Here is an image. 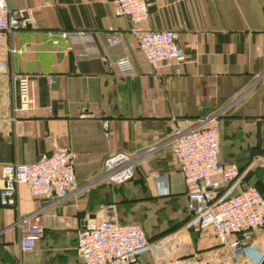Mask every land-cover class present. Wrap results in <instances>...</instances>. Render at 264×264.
<instances>
[{
    "label": "crops",
    "instance_id": "1",
    "mask_svg": "<svg viewBox=\"0 0 264 264\" xmlns=\"http://www.w3.org/2000/svg\"><path fill=\"white\" fill-rule=\"evenodd\" d=\"M6 2L11 11H25L30 23L6 34L0 44V163H32L44 153L69 150L78 186L99 174L115 152L135 156L136 163L133 178L123 184H91L58 201L33 197L18 184L15 205H0V264H83L75 251L77 230L91 214L98 219L106 206L119 221L142 226L133 212L145 192L183 199L179 209L187 214L186 185L164 141L217 111L223 110L220 160L246 165L245 183L264 196V164H251L256 157L264 159V0H148V18L140 28L172 31L185 55L179 66L146 62L131 24L114 13L112 0ZM110 28L122 41L111 47L105 40ZM49 30L91 33L112 60L129 57L132 72L83 55L81 45L68 52L52 46ZM22 77L29 100L25 108ZM154 172L160 179L151 180ZM34 211L43 234L31 252L20 253L13 223ZM190 224L168 234L176 233L190 251L200 249L210 260L225 258L216 244L201 249L210 231H195ZM263 255L264 233L254 230L241 258L250 264ZM138 262L153 264L151 252H143Z\"/></svg>",
    "mask_w": 264,
    "mask_h": 264
},
{
    "label": "built area",
    "instance_id": "2",
    "mask_svg": "<svg viewBox=\"0 0 264 264\" xmlns=\"http://www.w3.org/2000/svg\"><path fill=\"white\" fill-rule=\"evenodd\" d=\"M112 3L114 13L131 24V33L146 62L179 66L185 61L172 31L140 28L148 18V0H112ZM24 13L11 11L6 0H0V44L6 34L30 23V17ZM46 35L54 47L62 45L68 52L73 46L81 45L83 55L97 56L105 64L114 63L121 73L132 72L129 57L112 60L107 53L100 52L93 35L85 30H49ZM105 40L109 47L122 42L111 28ZM175 72L178 74L179 70ZM49 81L52 83L53 77ZM26 83L25 77L20 78L22 108L29 102ZM222 112L176 129L164 144L170 148L186 185L187 209L193 216L190 226L198 232L210 231L200 248L216 244L224 250L225 258L210 260L201 256L200 249L190 251L176 233L149 242L140 225L120 222L114 214H109L112 207L106 206L92 227L87 223L77 230L75 251L83 264H139L138 259L145 251L151 252L153 264H245L242 250L249 245L254 230L264 233V196L255 186L245 183L244 174L236 165L220 160L217 120ZM102 125L106 129L108 121L103 120ZM74 159L71 151L58 150L44 153L32 163H0V205H15L18 184H25L33 197L51 201L95 183L121 184L133 177L136 163L135 156L115 152L105 159L99 174L78 186ZM251 164L263 165L264 159L256 157ZM153 178L158 180L160 176L155 173ZM161 193H167L164 187ZM13 226L18 231L19 252H31L43 234L39 211L20 216Z\"/></svg>",
    "mask_w": 264,
    "mask_h": 264
},
{
    "label": "rangeland",
    "instance_id": "3",
    "mask_svg": "<svg viewBox=\"0 0 264 264\" xmlns=\"http://www.w3.org/2000/svg\"><path fill=\"white\" fill-rule=\"evenodd\" d=\"M155 173L158 174L157 172L152 173L151 180H154L153 174ZM146 193L147 192L143 194V199H141L140 202L134 204L137 207L136 211L133 212V215H135L134 221H137L142 225L149 237L167 234L172 228L186 222L188 217L184 207L182 210L179 209V205L183 199L168 197V195L151 196ZM188 222L189 223L187 224H190L191 220ZM254 256L255 254L253 253L252 259ZM253 260L250 259L249 263L256 264L260 259L257 258L255 262Z\"/></svg>",
    "mask_w": 264,
    "mask_h": 264
},
{
    "label": "trees",
    "instance_id": "4",
    "mask_svg": "<svg viewBox=\"0 0 264 264\" xmlns=\"http://www.w3.org/2000/svg\"><path fill=\"white\" fill-rule=\"evenodd\" d=\"M252 163V162H251ZM235 165V164H234ZM236 167L238 168V170L240 171V172H242V170L244 169V168H246V165L242 168V167H239V166H237L236 165ZM256 168H258V166H255ZM254 167V168H255ZM250 169L249 170V172H251V173H253L254 172V170L256 169ZM133 178V177H132ZM132 178H130L129 180H131ZM128 180V181H129ZM244 180H245V176H244ZM127 182V181H126ZM125 183V182H124ZM121 184H123V183H121ZM115 185H120V184H115ZM187 220H186V222H184V224H187V223H189L188 221H190L191 220V222H192V220H193V216L189 213V211H187ZM120 222H122V221H120ZM123 223V222H122ZM183 224V223H182ZM180 226V225H179ZM179 226H177V227H179ZM142 227V226H141ZM177 227H175V228H172L171 230H169L168 231V233H170V232H172V231H174V230H176L177 229ZM142 229H143V231H144V228L142 227ZM167 233V234H168ZM166 234H164V235H160V236H155V237H149L148 235L146 236L147 237V239H148V241L149 242H153V241H156V240H158V239H160L161 237H163V236H165Z\"/></svg>",
    "mask_w": 264,
    "mask_h": 264
},
{
    "label": "water",
    "instance_id": "5",
    "mask_svg": "<svg viewBox=\"0 0 264 264\" xmlns=\"http://www.w3.org/2000/svg\"><path fill=\"white\" fill-rule=\"evenodd\" d=\"M24 14H26V13H24ZM243 188H246V185H244ZM94 218H95V215L91 214L90 215V221H89V226L90 227H92V224L94 222ZM258 264H264V255L262 256V258L260 259Z\"/></svg>",
    "mask_w": 264,
    "mask_h": 264
}]
</instances>
